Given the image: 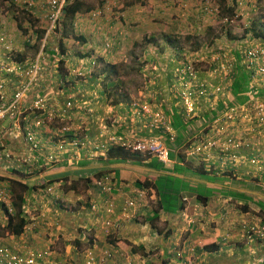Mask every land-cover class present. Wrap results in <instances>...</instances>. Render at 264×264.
<instances>
[{"label": "crops", "instance_id": "1", "mask_svg": "<svg viewBox=\"0 0 264 264\" xmlns=\"http://www.w3.org/2000/svg\"><path fill=\"white\" fill-rule=\"evenodd\" d=\"M123 1L100 0L101 7L107 6L106 9H103V18L96 23L89 22L81 26V22L87 19L84 17L77 20L80 23L82 37L91 40L89 45L94 47L96 45L95 40L102 34L98 33L97 30L102 29L112 36L114 46L116 40L124 39L122 37L124 35L127 46L130 47L141 42L142 37L138 36L140 32H143V36L154 31H162L164 34L172 35L175 37V45L178 43L177 46L168 45L160 38L159 42L142 47L144 54L147 51L153 53L145 55V58L151 61H155L152 59L154 57L157 59L153 64L158 69L155 72H148L151 76L150 83H157V80H160L162 88L165 82L162 75L163 58L169 57L168 63L171 67L169 74L173 76V69L178 61L177 55L184 50L197 47L198 39L196 36L200 32L199 27L196 26L201 21L206 22L203 29L207 31V40L210 46H216L222 40L230 41L226 39L227 36L232 35L230 29L220 28L218 32L217 27H211L213 18L204 16L203 20L199 19L195 9L198 0H179L180 3L173 0H150L143 3L134 0ZM244 10L245 8L242 6L241 14ZM40 11L37 8L35 11L37 13L33 14L39 18ZM9 13L4 14L5 19H0V31L3 32V30L8 29V35L15 42L14 49L23 53L22 32L17 27L19 21L16 22L14 19L20 12L15 11L10 14V17L15 20V24L10 23V25L7 23L10 18ZM110 17H114L113 20ZM199 20L201 21L199 22ZM215 33L219 35L216 36ZM184 38L189 39V41L185 42ZM180 41L184 44H181ZM205 46L207 45L205 44ZM118 47L120 48V45L112 48L113 50L107 52L106 55H103L104 51L100 50L99 52L95 51L94 55L96 53L102 54L101 57H103L104 62L111 63L110 57L118 56V52H116ZM116 60L117 58L113 61ZM242 69L250 77L251 91L247 94V101L240 105L241 112L237 118L239 124L228 126L226 129L223 126L219 134H215V132L224 124L218 123L221 118V110L230 107L235 102L234 96L231 94L233 80L230 78L220 72L215 74L212 78L214 88L219 91L216 92V95H213L214 92L212 91L208 99L197 100V109L193 116L186 115L181 102L179 105L173 96L166 95L163 92L165 89L161 92L162 98L158 97L155 91V94L153 91H149L150 100L157 98L162 102V99L166 97L168 105L166 104L164 109L166 107V110L169 111L167 116L173 115L172 110L174 109L175 114L184 121L179 126V132H175L171 127L166 132L173 137L172 142L169 141V136L156 124L152 116L153 110H155L154 105H151L152 103L149 104L145 101L144 107L147 106L148 108H146V113L140 117H134L132 103L129 101V96L130 99H133L132 94L120 87L117 93L123 100L113 105L107 104L105 101V95L108 92L106 86L103 85L101 79H91L89 82L93 81L91 84L93 87L87 91L91 89L93 91H85L84 94L76 95L78 99L83 100L84 105H89L82 106L83 111L89 113V119L86 120L83 117V111L80 110L78 118L81 119L82 117V121L71 125L75 131L82 133L88 140L86 147L80 154L79 162H75V165L72 160L64 158L67 160V164L64 162L43 169L40 173L30 177L31 181L36 180V182L57 179L61 176L66 178L67 182L61 178L59 183L60 185L67 183L72 187V190L62 194L63 203L77 205L80 210L77 214L61 212L62 214L53 216V212H56L55 209L53 212H50L49 208L40 211L39 205L43 202L35 201L37 213L27 218L29 223L23 233L15 236L4 229L6 217L3 207L0 205V246H7L17 253H25L27 250L49 249L52 260H62L68 264H78L81 258L79 250L82 251L85 246L92 244L93 241L96 251L106 250L110 247L119 250L115 260L110 261L112 264H122V256L128 254L143 257L145 260L149 258L147 264H178L176 251L180 249L186 252L185 258L191 264H259L264 254V242H261L258 247H253V244L250 245L239 230L240 224L247 221L248 215L261 212L259 205L264 206V171H258L256 166L250 163L253 156L264 160L260 157H264V152H261L264 148L248 156L246 155L247 150H242L235 159H232L230 154L221 153L217 147L205 149L199 156L188 155L187 149L198 143L206 142L216 135L215 138H218L222 132L235 138L240 137L238 139L242 142H246L244 140L247 138L254 140L252 143H259V140L264 141L262 140L263 135L257 136V133L246 132L245 130L248 128V123L256 127V117L251 106L264 100V75L257 72L252 74L245 68ZM14 78L15 76L8 75L9 82L13 81ZM167 78L170 79V76L167 75ZM151 88L154 89V86ZM37 91L39 90L37 89ZM109 96L112 100V95L109 94ZM160 107L162 109V105ZM218 107L221 110H218ZM205 117L209 119L206 120ZM32 119L33 116L27 115L20 120V123L22 126H27L32 122ZM74 120L76 119L74 118ZM168 120L170 124V119ZM9 124L8 121L0 124V150L10 153L13 160L11 164H5V166L10 167L9 169L0 170V176L20 181L21 178L13 173L12 168L21 166L20 160L16 156L22 155L27 158L28 150L21 138L14 141L4 132ZM262 129L264 130V128ZM50 131L48 129L40 131V138L44 142L47 140L44 133ZM150 136H157L167 144L170 150L169 164L164 165L155 158L142 155H135L134 159L129 158L121 162V157L118 160H111L106 157L105 153L99 151L101 147L118 144L127 137L143 138ZM34 153L38 154L37 152ZM37 162L38 164L43 162V158L38 156ZM105 172L110 173L114 179L116 185L114 197L118 201V206L123 203L125 197L135 195V192L141 190L149 199L150 208L139 209L134 219L121 222H117L115 219L110 228L104 227V224L101 223L103 214H98V218L88 212L83 214L82 211L86 202L98 201L102 197L93 186V182H87L85 179L93 181L95 177ZM162 179L172 184L173 191L180 197V204L183 209V211L178 209L174 213L162 214L160 212L155 226L158 227L159 231L165 228L170 232L165 240L159 238L158 232L150 230V226L146 222L151 216L152 208L157 206L160 196L156 186L162 190ZM251 179L259 180L261 184H254ZM22 181L26 182L24 179ZM136 182H148L149 187L142 188L144 186H137ZM0 186L2 185L0 184ZM184 198L186 202L181 201ZM45 211L50 212V214ZM116 211H119V208ZM184 212L195 220V224L191 227L182 217ZM146 230H149L150 236ZM155 244H159V249L153 254L145 255V252H148L150 247ZM206 245H216L218 250L215 252L205 251L203 246Z\"/></svg>", "mask_w": 264, "mask_h": 264}, {"label": "clouds", "instance_id": "2", "mask_svg": "<svg viewBox=\"0 0 264 264\" xmlns=\"http://www.w3.org/2000/svg\"><path fill=\"white\" fill-rule=\"evenodd\" d=\"M23 1L24 0H2L3 5L0 6V19H5L3 16H4V14H6L8 12H10L9 17H10V14H12L15 11H18L25 16L26 11H30L31 13H37L35 11L37 10V8H39L41 10L39 13L41 20H40V23L37 25V28H40V30H41L40 32H43V34H42L41 38H38L37 42L34 41L33 44L29 46L31 48H35L34 57L30 58L29 56L21 53L19 50L16 51L14 49V46L10 43V41H7L5 39L7 37V35H6L7 30L4 32H0V54H4V58L0 59V62H1L0 96L2 97V103L8 105L11 102L14 94L18 90L17 87L23 81L26 80V78L23 77L19 72L25 71L31 65L36 64L38 66V82L33 87L32 91L25 98H23V100L20 103V106L24 107V106H26V104L30 105L32 103L31 97H34L36 95H39L40 97H45L47 100L46 108L43 111V113H45V116L43 117L42 112H39L36 110H34V111L30 110L28 112H23L22 114H20V113L17 114L13 119L6 117L2 121H0V124L4 123L5 121L10 122L9 126L4 129V132L7 134V136H10V138L14 141L18 140L19 138H21L23 140V142L27 145L26 149L28 150V153H27L28 157L26 158L27 161L32 163L41 172L43 169H47V168H50L52 166L62 164L64 158H67L70 161L71 160L73 161V155L76 153L77 154L75 156L78 159L80 157L81 152L84 150V148L87 145V142H88L87 137L84 136L82 133H79V131H75L71 126V125L75 124L74 118L76 120L78 119L77 115H78L79 111H77V108L79 107L81 109V106L77 107L75 104V95L79 94V92L77 91L78 87H73V88L71 87V86H73L72 84L75 82L74 78L72 76L73 75L72 73L74 71H76L74 67H76L78 65L79 61H80L82 66H81V68H77V71H79L81 69L85 70V68H86L85 66L90 67V66H93L94 64L95 65L98 63L102 64L104 61H103V57L102 58H95L94 53H93L87 57H80L81 59L78 62H76L74 65L72 64L70 66L71 67L70 68V67L66 66V62H68V60L66 58L68 50L65 48L64 41H65V37L67 35V29H69L70 31H76V29H77L80 34L76 35V36L82 37V31L80 30V23L77 20L85 17L89 22L96 23L99 19L103 18V16H102V14L104 15L103 9H106V7L105 6L101 7V10L99 8L92 9V10L91 9H86V10L83 9L82 11L77 12L73 16L72 19H66V20H65V18H66L65 12L63 10V16L61 17L59 23H57L55 25H51L50 22L48 21V18H47V14H46L47 8H46V4H45L44 0H34L35 6L30 7V8H28L26 6V4L23 3ZM73 1L74 0H67L65 7H67V5ZM79 1L82 2L83 6H85V3L83 0H79ZM134 1H136V0H134ZM173 1L179 2V0H173ZM137 2L143 3L140 1H137ZM242 3H243V0H234L228 4V6L234 7V10H235V19L231 20V21L227 19L228 22H224V19H226V18H222L219 16L220 10H221L220 4L218 2L215 4L213 2V0H205V3L202 4V6L198 5V11L196 13H198V12L201 13V16H202L201 19L202 20L204 19V16H205L207 18H213L212 22L219 21L222 25H224V30H225V29H229V27H230L229 24H232L233 22H235L238 19L239 15H242L240 13V10H239L240 8L235 9V8H237V6H240ZM206 7H209L211 9H216L217 13L206 11L205 10ZM86 8H88V7H86ZM11 9H12V11H10ZM93 10H99L101 12V15L95 19H91L88 16V14ZM10 18H12V17H10ZM74 21H76V22H74ZM13 22H15L14 19H13ZM73 22H74V24H73ZM7 23H8V20H7ZM44 26L46 29L44 28ZM24 29L26 31H28V33L32 34L31 27L25 25ZM250 30H247V31L250 33V38H252L253 41L250 40V41L245 42V40H243L241 42L245 46L241 66L243 68H245L246 70H248V72H251L252 74L254 72H257L258 74L264 75V72H261V70H260V68H264V56L262 58L254 60L252 63H250L248 61V59L246 58V54L250 50L264 51V41L257 39V38H254ZM97 32L102 33L99 35V37L100 38L102 37L103 41L111 39V41H108V43L106 42L105 44L111 45L110 48L112 47V45L114 46V43H113V40H112V37L110 34L106 33L102 29L97 30ZM122 37L125 39L124 35ZM80 39L81 40L83 39L82 41H84V39H86V38L82 37ZM246 39H248V38H246ZM121 40H123V39L121 38L120 40L115 41V47L120 45ZM184 40L186 41L189 39L184 38ZM87 43H88V41H87ZM208 43H209L208 41L205 43H202L201 44V47H202L201 50H205V52H207V53H209V52L214 53L216 55L214 60L215 61L220 60V58L217 57L218 53H215V50H213L214 46H210V44H208ZM246 43H247V45H246ZM205 44L208 47L205 46ZM175 46H177V44ZM197 47H198V45H197ZM223 47H225V48L227 47L228 49H230V47H228V42H226V44ZM218 48L221 49V47H218ZM106 49L108 50V46ZM104 52H106V51H104ZM222 52H223V54L225 52L232 54L231 50H224ZM186 56L187 55H186V53H184V51L180 52L177 55L178 61L176 62V66L173 69V76L171 74H169L171 67L167 61L166 68L164 70H162V75L164 76V81H165L164 87H163V89H165V90H163V92L166 95L173 96L178 101V104L181 102V106L184 109V113L186 115L193 116V115H195V112L197 109L196 108V101L197 100L208 99L212 91L214 92L213 95H216V92L219 91L218 89L215 90V88H214L215 85H214V82L212 79L216 73L220 72L221 74H223L226 77L233 80L234 75L236 73V71H235L236 68L234 66L235 65V59H234V57H232L230 59L225 60L224 62L220 61L216 65H215V62H213L211 60V62L209 64L210 65L209 66L210 71H202V70L196 68L195 65H197L199 67L198 64L192 62L194 64L191 65V63L186 59ZM15 57H16V59H15ZM164 58L168 59L169 57H164ZM84 61H85V64H84ZM102 67H104V66H102ZM102 69L103 68H101L99 72L91 74V76L88 78V82L91 79L94 80L95 78H92V77H94L95 74H99L102 71ZM8 75L15 76L14 80L9 82L8 81ZM82 75H83V73H82ZM167 75L170 76V79L167 78ZM82 82H85V78H83ZM91 82H93V81H91ZM55 83H57V84L54 85ZM37 89L39 91H37ZM186 90H189V92L194 93L192 96L193 102H194V112L193 113H187L185 110L184 104H183L182 94ZM200 90L203 92L199 93ZM49 91H51V92L54 91V95L56 94L59 97L62 96L61 101H58L57 98L54 97V95H52V97H51L50 96L51 92H49ZM248 93H246V96H248L247 95ZM72 94H74V96H72ZM108 94L109 93H106V95H105V101L107 104L112 105V100H111L110 96H107ZM68 102L70 103L69 107L66 106V104ZM166 104L168 105V103L166 102V97H165L164 99H162V102L160 104H158V106L154 105L155 110H153L154 112L152 114L154 120L156 121V124H158L159 128H161L165 133L169 130L170 127L174 130V128L172 127L171 116L170 117L167 116V113L169 111L166 110V107L164 109V106H166ZM160 105H162V109H161ZM259 105H262V107H263L261 112H257V110L256 111L254 110V107L259 106ZM132 108H133L132 114L134 117H140L143 113H146V111L148 109L147 106H146L147 109L144 107V103L143 104L133 103ZM231 110H233V112H234V110H236V114L232 119H227L225 115L231 113ZM251 110L254 111V113H255L256 127L262 126L264 128V100L253 104L251 106ZM76 111H77V113L74 114V112H76ZM240 112H241V106L240 105H233L232 107L230 106V107H227L226 109H222L221 113H220L221 118L218 121V123L219 124L224 123V124L219 127V129L217 130V132H215V134H219V131H222L223 126H224V129H226V127H228V126H235V125L239 124V122L237 121V118H238V115ZM27 115H31V117L33 116L32 122L29 123L27 126H22L20 123V120L23 119ZM37 117L41 118L39 125H36V118ZM260 118H262L263 121L260 120ZM55 119H59L62 122H66V125L56 127L54 125V123H52ZM168 119H170V124H169ZM67 121H69V123ZM16 126H19L20 131H19V137L17 139H14L13 136L10 135L9 133L10 132L11 133L16 132V130H15ZM67 128H68V130H67ZM44 129H48L49 131L51 130L49 133H44V136L47 138V140L45 142L40 138V135H39L40 131L44 130ZM28 133H32L34 135L35 140L33 142H29L27 140ZM166 135L169 136V141L172 142L173 137L170 136L169 133H166ZM215 137L210 138L206 142L198 143L195 146H193L192 148H190V147L187 148L189 151L188 155L199 156L203 153V151L205 149H209L210 147H217V148H219L221 153L224 152L226 154H230L229 149L233 148V146H235V143H241V145L244 144L241 140L236 139L234 136L225 134V132H222L220 134V137H218V138H215ZM149 138L161 139L157 136H150V137H143V138L127 137V138H124L123 140H121L118 144H110V145H107L106 147H101L99 149V151H102L103 153H105L106 157H107V152L110 148L120 147L121 149H123V151H125L129 155H142V156L152 157V158H155L159 163H162L164 165L169 164L170 163V150L167 147V144H165V142L162 139H161L162 142L164 143L166 149L168 150V161H169L168 163L160 162L153 155H149L147 153L140 152V151H132L131 149H128L126 147V143L129 141H132L135 139H149ZM42 142H44V143L42 144ZM74 144H76V145H74ZM29 149L31 152L29 151ZM34 152H37L38 154H36ZM0 153H2L5 156L10 155V153L3 151V150H0ZM38 156L43 158V162H41L40 164L35 163V162H37ZM50 156H53V160H49ZM262 158H264V157L262 156ZM232 159H235L233 154H232ZM252 159L258 160L259 158L256 156H253L250 159L251 164H253L251 162ZM105 177L109 178L108 185H109V187H111V190L109 193H101L100 188L96 184L98 181L103 180ZM47 181L48 180L39 181V182H36V180L31 181V185H29V186L35 187V188L37 186L36 190H37V192H40L41 190L38 189V186H42L43 184L46 185ZM257 181H258V184H261V182L259 180H257ZM89 182H93L92 183L93 186H95V188L98 191V194L101 195L102 197L98 201L86 202L85 208L82 212H83V214H84V212L94 214V216H96L97 218H98V214H100V213L103 214L102 218H101L102 219L101 223H103L104 227H106V228H110L112 226V222L114 224L115 219L117 220V222L129 220V219H134L137 216L139 209L146 208V207L150 208V206H151L149 199H147V196L141 190H138L137 192H135V195L125 197L123 200V203L118 206L117 205L118 201L114 197L115 196L114 191L116 190V185H115L114 179H113L112 175H110V173L107 174L105 172L102 175H98L97 177H95V179L93 181L90 179ZM58 186L59 185H56V184H54V185L51 184V185L46 186V188L44 189L45 192L43 193V195H44L43 200H39V201L43 202L39 205V210L43 211L46 208H49L50 212H53L54 211L53 209H55L56 212H53L54 213L53 216L62 214L64 212H70L73 214L74 213L77 214V212L80 209L74 210V209H76L75 208L76 205H72L69 203L68 204L64 203L65 204L64 205L61 203L60 204L56 203L57 201L56 202L48 201L49 200L48 199L49 194L56 192V188ZM48 188L51 189V191L49 193L46 191ZM0 190H1V188H0ZM139 192L144 193V198L142 200H138V204H142V206L137 207L136 211L132 212V208H126L124 202L127 199L136 197L137 193H139ZM55 199L56 200L60 199V201L63 202L62 193L58 197H56ZM12 201H13V194L11 193V201L9 203L10 208H11V212H9L7 205L0 203V205L7 210L6 211L7 214H11V215L14 212V209L12 207V203H13ZM105 201H110L113 205L112 210L110 212H107V206L104 203ZM181 201L186 202V199L184 198ZM35 203H36L35 201H30V200L26 199L25 204L22 207V213L24 214L26 220H27V218H30L33 214L37 213V209H35V207H36ZM43 205H44V207H43ZM92 205H95L94 209L92 208ZM155 207H156V205L152 208V210ZM117 208H119V211H116ZM181 210L183 211V209H181ZM34 211H36V212L33 213ZM45 212L50 214V212H48V211H45ZM105 216H106V218H105ZM182 217L184 218V221H186L188 226L191 227L192 225L195 224L194 218L189 216L187 213L184 212L182 214ZM5 221H7V218L5 219ZM28 223H29V221H28ZM243 224H245V223L243 222ZM0 247L6 248L11 254H17L20 256L26 255V253H28V252H34V253L40 254L41 258H39L37 260L38 264H49V263L68 264L62 260H56V259L52 260L49 249L27 250L25 253H17V252L10 250V248L7 246H0ZM79 251L81 253V258H80V261L78 264H81V262L84 260V258L86 257V255L88 253H91L94 256V258L97 260L100 258V256H102L101 254L103 252L111 251L112 259L105 261V264H112V263H110V261L115 260V258L119 254V250H114L111 247L106 249V250L96 251L94 241L92 242V244L85 246L82 251L81 250H79ZM113 251H117V253L115 254ZM44 253H46V254H44ZM185 253L186 252H183V249L176 251V257L178 260V264H191V262L185 258ZM128 255H130V254H128ZM130 256H132V255H130ZM136 257H138V256H136ZM138 258L143 260L145 262V264H147V262H148L147 260H149V258L147 260H145V258H143V257H138Z\"/></svg>", "mask_w": 264, "mask_h": 264}, {"label": "trees", "instance_id": "3", "mask_svg": "<svg viewBox=\"0 0 264 264\" xmlns=\"http://www.w3.org/2000/svg\"><path fill=\"white\" fill-rule=\"evenodd\" d=\"M234 0H219L220 2V14L219 16L222 18H226L228 20H234L235 19V10L234 7L232 6H228V4ZM84 8L82 2H80L79 0H74L73 2H71L70 4L67 5V7L64 8V12H65V20L66 19H72L73 16L77 13L82 11ZM25 16H22V13H18L17 16H13L14 19H16L17 22V27L18 30L20 32H22V44L24 47H29L30 45L33 44L34 41H36V39L38 40V38H41L43 32H40V28H37V25L40 23L41 17L39 16V18L37 16H35L33 13H31L30 11H26L25 12ZM27 23L26 25L31 27V33H28V31H26L24 29V25ZM15 24V22H14ZM10 25V24H9ZM8 25V26H9ZM261 26L255 27L252 26L251 27V33L253 35L254 38L260 39L262 41H264V30H262L260 28ZM3 30V29H2ZM8 30V29H7ZM1 32V31H0ZM4 32V30H3ZM24 33V34H23ZM41 33V34H40ZM7 37L5 38L7 41H10V43L15 46V42L13 40V38H10V36L8 35V33H6ZM40 36V37H39ZM243 41V40H242ZM164 42L166 44H170V45H175V37L172 36V38H170L167 35H164ZM238 42L234 41V39H231L228 42V47H230L232 49L231 53L233 54V57L235 59V75L231 84V94L232 96H234L235 102H233L230 106L232 107L233 105H241L243 103H245L247 101V96L246 93L250 92V86H249V75H247V73L244 71V69H242L243 67L241 66V62H242V58L244 55V47L241 49V46L238 47ZM23 47V48H24ZM238 47V48H237ZM17 57V56H16ZM15 57V59H16ZM4 58V54H0V59ZM104 61V60H103ZM0 70H1V62H0ZM95 79H101L103 85L106 86L109 94L112 95V105L116 104V103H120V100H123L122 98H120V94L117 93L118 88L122 87V82L120 80L121 75L119 72V68L117 66V64H111L109 65V63H106L104 68L102 69V71L99 74H95L94 77ZM164 84V83H163ZM163 90V88H162ZM109 94L107 96H109ZM178 103V101H177ZM221 110V108L218 107V110ZM174 111V112H173ZM173 115H171V120H172V127L174 128L175 132H179V126L182 125V123L184 122L182 120V118L180 119L178 115L175 114V110H172ZM43 117L45 116V113H43ZM196 119V118H194ZM205 119H209L207 117H205ZM77 154V153H76ZM76 154L73 155V162L75 164V162H79V158H76ZM135 155H129L128 153H126L125 151H123V149H121L120 147H113L110 148L107 152V157H109V159L111 160H118L119 157H121V162L126 161V159L129 158H133L134 159ZM19 160H20V167H13L12 169L14 170L13 173H15L16 175H18L21 180H11V179H6L4 177L0 176V183L2 186H0L1 189H8L10 190V192L13 194V203H12V207L14 209L13 214H7V210L3 207V211L5 213V216L7 218V221L5 223L4 229L15 236H19L23 233L26 225L28 224V221L26 220L24 214L22 213V207L25 204L26 199L30 200V201H39V200H43V193L45 192V188L47 185H54L59 183L60 179L63 178L64 182H67L68 180L64 177H60L57 179H51L47 181L46 185H42V186H38V189H40V192H37V186L35 187H30L29 185H31V180L30 177L40 173L39 169L36 168L32 163L28 162L27 159L20 155V156H16ZM75 157V158H74ZM116 158V159H115ZM2 162L0 163V170H2L3 168L9 169V166H5L6 163L11 164L13 157L10 155L2 156ZM39 162V161H38ZM38 162H35L36 164H38ZM67 164V160L65 159L63 161V163ZM34 163V162H33ZM32 164V165H31ZM40 164V163H39ZM76 165V164H75ZM5 166V167H4ZM37 170V171H36ZM26 180V182H23L22 180ZM10 180V181H9ZM90 179H85V181L89 182ZM3 181H7V182H3ZM9 181V182H8ZM59 186L56 188V192H53L52 194H49V200L48 201H52L54 202L56 199V197H58L61 193H67L68 191L72 190V187L69 186L67 183H62L60 185V183L58 184ZM137 186H144L142 188H148L149 187V183L148 182H136ZM70 188V189H68ZM156 188L159 191V200L157 202V206L155 209H153L152 212L148 217V219L146 220L147 224L150 226V230H155L156 232H158V236L160 235V239L165 240V238H167L170 234V232L168 230H165V228H163L161 231H159L158 227L155 226V222L158 221V218L160 216V212H162V214L164 213H174L176 212V210H180L182 209V205L180 204V197L179 195H177L176 192L173 191L172 188V184L169 182H166L165 180L162 179V190L160 189L159 186H156ZM131 195V194H129ZM55 197V198H54ZM261 212H255V213H251L250 215H248V219L247 221H245L243 223H241V227L239 232L244 235V239L251 245L253 244L254 246H259L261 242H264V206L263 205H259ZM244 209H247L244 207ZM245 211V210H244ZM255 228V230H257V232L252 231L251 228ZM149 231V230H148ZM146 230V233L148 234V232ZM124 232H126V230H124ZM148 236H150L148 234ZM146 241V239H145ZM143 244V243H141ZM142 246V245H141ZM159 249V244H155L152 245L150 247V249L148 250V252H145V255H149V254H153L155 253V251H157ZM203 250L205 251H209L211 250L212 252H215L218 250V247L216 245H211V246H203ZM0 264H6L5 260L0 256ZM259 264H264V254L261 258V261L259 262Z\"/></svg>", "mask_w": 264, "mask_h": 264}, {"label": "rangeland", "instance_id": "4", "mask_svg": "<svg viewBox=\"0 0 264 264\" xmlns=\"http://www.w3.org/2000/svg\"><path fill=\"white\" fill-rule=\"evenodd\" d=\"M83 1L85 3V6L83 8L84 10H86V9L92 10V9H96V8H99L101 10L100 0H83ZM121 2H124V1L121 0ZM213 2L215 4L217 2L220 4L219 0H213ZM204 3H205V0H198V4L196 5L195 9L198 11V5L202 6V4H204ZM2 5H3L2 0H0V6H2ZM242 6L245 8V10H244L242 15L238 16V19L235 22H233L232 24H229L230 33L232 35L227 36V38H226L228 41L231 39H234V41L239 43L238 47L241 46V49L244 47V44L241 43L242 40H245V42L252 40V38H250V33L247 30H250L252 26H255V27L261 26L260 28L262 30H264V0H244V4L242 3L240 6H237V8H235V9L240 8L239 10H241ZM86 7H88V8H86ZM173 7L175 8L176 6H173ZM108 8H109V5H108ZM118 9H121V8H118ZM10 11H12V9ZM110 13H112V11H110ZM240 13H241V11H240ZM102 16H104V15L102 14ZM197 16L199 17V19L202 18L201 13H199V12L197 13ZM110 18L113 20L114 17H110ZM201 20H199V22ZM8 23L9 24L14 23L13 18H9ZM85 23H89V21L83 20L81 22V26H82V24H85ZM204 25H206V22L203 23L201 21L200 24L198 26H196V27H199L198 30L200 32L196 36L198 39V47L191 48L190 50H184V53H186V55H187L186 59L191 63V65L196 63L199 65V67L197 65H195L196 68H198L202 71H210V69H209L210 65L209 64H210L211 60L213 62H215V65H216L220 61L224 62L225 60L232 58L233 55L230 53H226V52L223 54L222 51H224V50H231L232 51L231 48L228 49L227 47L226 48L223 47L226 44V42L224 40H222L217 46H214L213 47L214 49L212 48L213 50H215V53H218L217 57H219L220 60H217V61L214 60V58L216 56L214 53H212V52L207 53V52H205V50H201L202 49L201 44L208 41L207 35H206L207 31L205 29H203ZM212 26L217 27L218 32H219L220 28H224V25H222L219 21L213 22L211 27ZM151 31H153V30H151ZM79 34L80 33L77 29H76V31H70L69 29H67V35L65 37L64 44H65V48L68 50L67 56H66V58L68 60V62H66V66H68V67H70L72 64L74 65L76 62H78L81 59L80 57L90 56L95 51L99 52V50L110 52L113 50L111 48L115 47L112 45V47L110 48L111 45L105 44L106 42L108 43V41H111V39L103 41L102 37L101 38L98 37V39L95 40V42H94L96 45L94 47L93 46L91 47V45H89V43H91V40L84 39V41H82L83 39L82 40L80 39L82 37L76 36ZM215 34H216V36L219 35L217 33H215ZM164 35H167V34L162 33V31H154V32L148 33L144 36H143V32H140L138 35L139 37H142L140 43H138V44L136 43V45H132V46L128 47L126 40L123 39V40H121L120 48L118 47V50H116V52H118V56H115L114 58L110 57L111 63L117 64V66L119 68V72L121 75L120 80L122 82L121 88L126 89V91H128L129 94L133 95V99H130V96H129V101L132 104L133 103L143 104L147 100H148L147 102H149L150 104L152 103L151 105L158 106V104L161 103V100H158L157 98H153L150 100V98L148 97L149 91H153V92L155 91L156 95L158 97L162 98V93H161L162 92V83H160L161 82L160 80H157V83H150L151 82L150 81L151 76L149 75L148 72H153V71L155 72L158 69L156 66L154 67V64H153V62L155 63V61L157 59L154 57L152 59L155 61H151V60H148L147 58H145V55H148L149 53H151V54H153V53L151 51H147L144 54L142 51V47H146L147 44L159 42L160 38H162V41L164 42ZM167 36L172 38V35H167ZM87 38H89V36H87ZM246 38H248V39H246ZM129 39H131V38H129ZM87 41H88V43H87ZM187 41H189V40H186L185 42H187ZM113 43H114V41H113ZM180 43L184 44L181 41H180ZM246 45H247V43H246ZM107 46H108V50L110 49L109 51L106 49ZM191 47H192V44H191ZM218 47H221V49H219ZM106 52H104L103 55H106ZM23 54L29 56L30 58H33L34 54H35V48L24 47L23 48ZM162 55H163V53H162ZM101 56H102V54L99 55V53H96V55H94L95 58H102ZM116 58H117V60L113 61ZM167 61H168V59L163 58L162 70H164L166 68ZM192 62H194V63H192ZM111 63H109V65H111ZM84 64H85V61H84ZM98 64H96V65L94 64L95 66L93 65L90 67L85 66L86 67L85 70L81 69V70L77 71V68H81V66H82L80 61H79L78 65L76 67H74L76 71H74L72 73L73 74L72 76H73L75 82L72 84L73 86H71V87L72 88L78 87L77 91L79 93H83V94L85 91L86 92L93 91V89L87 91V89H89L93 86L91 85L92 82L90 83V82H86V81H88V78L91 76V74L99 72L101 68H104L102 66H105L104 62L102 64L101 63H98ZM82 73H83V75H82ZM83 78H85V82H82ZM56 84L57 83H55L54 85H56ZM152 86H154V89L151 88ZM49 92H51V91H49ZM155 92H154V94H155ZM52 95H54V91L51 92L50 96L52 97ZM54 97L57 98L58 101H61L62 96L59 97L58 95L55 94ZM75 104L77 107L81 106L82 109H80L79 107L77 108V111H79V112H80V110H82V111L84 110V108L82 106H89V105H83V100L78 99V97H76V95H75ZM77 111L74 112V114L77 113ZM88 114L89 113L87 111H85V112L83 111V117L86 118V120L89 119ZM81 121H82V117H81V119L78 118L77 120H75L74 123L75 124L80 123ZM67 122L69 123V121H67ZM52 123H54V125L56 127L66 125V122H62L59 119H55ZM245 124H247V122H245ZM262 128H263L262 126L254 127L253 125H249V123H248V128H245V130H246V132L257 133L258 134L257 136H262V135L264 136V130ZM238 138H240V137H237L236 139H238ZM248 140H251V141H248ZM262 140H264V137L262 138ZM244 141H246V142H243L244 144L241 145V143H235V146H233V148L229 149L231 158H232V154H233L234 158H237L236 156H238V154L242 150H245V151L247 150L246 155L248 156L251 153L261 151L264 148V141L259 140L260 141L259 143L258 142L252 143V142H254V140H252L251 138H247ZM261 152H264V150ZM260 157H262V156H260ZM252 165H254V164H252ZM256 169H257V167H256ZM258 169L262 170L261 166L258 165ZM251 180L254 182V184H258V181L256 179H251ZM54 202H56L58 204H60V203L64 204L63 202L60 201V199H57ZM69 204H71V203H69ZM76 208L79 209V207L77 205H76ZM74 210H76V209H74ZM35 212L36 211H34L33 213H35Z\"/></svg>", "mask_w": 264, "mask_h": 264}, {"label": "built area", "instance_id": "5", "mask_svg": "<svg viewBox=\"0 0 264 264\" xmlns=\"http://www.w3.org/2000/svg\"><path fill=\"white\" fill-rule=\"evenodd\" d=\"M47 8V18L51 25H55L59 23L61 17L63 16V10L66 5L67 0H44ZM140 2H148L150 0H136ZM23 3L26 4L28 8L34 7L35 2L34 0H24ZM208 12H216V9H211L209 7L205 8ZM217 13V12H216ZM101 15V12L99 10H93L91 11L88 16L91 19H95L98 16ZM224 22H228L227 19H224ZM264 56V51H258V50H250L246 54V58L250 63H252L254 60H257L259 58H262ZM19 70V69H18ZM261 72H264V68H260ZM23 77L26 78L25 81H23L18 87L17 91L14 94L11 102L6 105L2 103V97L0 96V121H2L4 118L9 117L13 119L17 114H22L23 112H28L30 110H36L39 112H43L46 108V98L40 97L39 95H36L32 98V103L28 106L21 107L20 103L33 89V87L38 82V66L36 64L31 65L27 70L20 71L19 72ZM1 87V86H0ZM203 91H199L201 93ZM193 92H189V90H186L182 94L183 104L185 107V110L187 113H193L194 112V102H193ZM67 107L70 106V103L68 102L66 104ZM263 109L262 105L255 106L254 110L257 112H261ZM231 110V113L226 114L227 119H232L235 114L236 110ZM41 118H36V125H39ZM260 120L263 121L262 118ZM16 132L9 133L13 136L14 139H17L19 137V126L15 127ZM27 140L29 142H33L34 135L32 133H28ZM230 142V141H229ZM76 145V144H74ZM126 147L128 149H131L132 151H140L147 153L149 155L155 156L160 162L168 163V150L166 149L164 143L161 139L157 138H149V139H135L132 141H129L126 143ZM2 156L3 154L0 153V163L2 162ZM49 160H53V156L49 157ZM258 169V165L261 166L262 170L258 171H264V160L261 159H252L251 161ZM109 178L105 177L103 180L98 181L96 184L100 188L101 193H109L111 190V187L108 185ZM48 193L51 191L50 188L46 190ZM144 198V193L139 192L137 193V196L134 198L127 199L124 204L126 208H132V212L136 211L137 207L142 206V204H138V200H142ZM10 201H11V193L8 189H1L0 190V203L5 204L8 207L9 212H11L10 208ZM107 206V212H110L112 210V203L110 201L104 202ZM95 205H92V208L94 209ZM127 210V209H126ZM252 231L257 232L255 228H251ZM115 254L117 251H113ZM46 254V253H44ZM99 259H95L94 256L91 253H88L84 260L81 262V264H105V261L112 259V253L111 251H105L101 254ZM121 255V254H120ZM0 256L5 260L6 264H38L37 260L41 258L40 254L34 253V252H28L26 255L20 256L17 254H11L6 248L0 247ZM49 264H59V263H49ZM122 264H145L143 260H141L138 257L135 256H122Z\"/></svg>", "mask_w": 264, "mask_h": 264}]
</instances>
